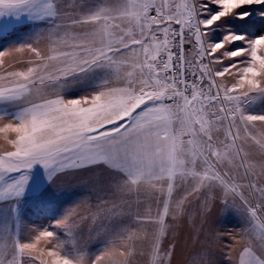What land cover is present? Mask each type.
Wrapping results in <instances>:
<instances>
[{"label":"snow or ice","instance_id":"obj_1","mask_svg":"<svg viewBox=\"0 0 264 264\" xmlns=\"http://www.w3.org/2000/svg\"><path fill=\"white\" fill-rule=\"evenodd\" d=\"M0 139V264H264V0H0Z\"/></svg>","mask_w":264,"mask_h":264},{"label":"rangeland","instance_id":"obj_2","mask_svg":"<svg viewBox=\"0 0 264 264\" xmlns=\"http://www.w3.org/2000/svg\"><path fill=\"white\" fill-rule=\"evenodd\" d=\"M72 93V94H71ZM73 94H79L78 92H76L75 90H72L69 92V95H73ZM259 127V126H258ZM4 144L2 139H0V150H3ZM252 163H259L260 160L259 158H255L251 161ZM43 182V177H42V173L37 170L36 174H35V181H34V187L38 184V183H42ZM80 191H82L81 189H69L67 196H66V200H71L75 195H77ZM31 195L32 193H29V204L27 205L28 207V212H27V217L30 221L32 222H37V223H46L48 221L49 216L51 215L50 212L45 211V210H41L39 208H36L35 206L32 205L31 203ZM188 220H198L200 221L199 216H194L192 218H188L185 217L183 221H188ZM241 226V221L240 218L233 215L227 219H224L221 221V224H210V228L209 230H205L204 233V242L201 246L198 247V249H201V247H209L210 249H212L213 251H215L216 249H218V247L220 246V244L222 243L219 239L215 238V235L218 232V229L220 227L222 228H226L229 230H233L235 228H238ZM237 240H240V237H237ZM190 242V241H189ZM195 243V242H194ZM190 244L189 246H187L188 248L191 246V248L194 250L195 245ZM244 241H240V244H243ZM241 247L238 245H234L233 246V251H232V257L234 260H236L238 258L239 252L241 251ZM183 256H188V254L185 252V248L182 247V252L181 249L178 248V252H177V256L176 259L178 261H188L185 260ZM138 264H147V261H138Z\"/></svg>","mask_w":264,"mask_h":264},{"label":"crops","instance_id":"obj_3","mask_svg":"<svg viewBox=\"0 0 264 264\" xmlns=\"http://www.w3.org/2000/svg\"><path fill=\"white\" fill-rule=\"evenodd\" d=\"M73 95H76V94H73ZM153 207H155V205H153ZM209 228H210V224H204L203 226H201V222L198 220H188V221L181 222V227L175 233V236L177 238L178 245H179V248L181 249V252H182V247H184L185 252L188 254V256H183L185 260L190 259L192 255L199 250L198 247L201 246L203 243H205L204 233H205V230L206 229L209 230ZM193 243L195 245L194 250L191 248V246L189 248L187 247ZM147 250L148 249L145 246V252H147ZM140 260L147 261V255L137 258V261H140Z\"/></svg>","mask_w":264,"mask_h":264}]
</instances>
